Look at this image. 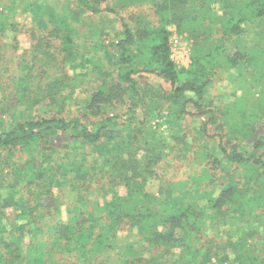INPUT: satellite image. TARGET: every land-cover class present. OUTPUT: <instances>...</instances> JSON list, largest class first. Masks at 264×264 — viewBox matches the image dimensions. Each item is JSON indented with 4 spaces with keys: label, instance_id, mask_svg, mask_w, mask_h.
Returning <instances> with one entry per match:
<instances>
[{
    "label": "trees",
    "instance_id": "obj_1",
    "mask_svg": "<svg viewBox=\"0 0 264 264\" xmlns=\"http://www.w3.org/2000/svg\"><path fill=\"white\" fill-rule=\"evenodd\" d=\"M170 24L187 67L170 59ZM53 57L56 99L76 114L7 125L6 88L18 105L43 99L32 77ZM148 75L167 87L141 86ZM162 161L184 178L157 195L146 186ZM211 259L264 264V0H0V264Z\"/></svg>",
    "mask_w": 264,
    "mask_h": 264
},
{
    "label": "rangeland",
    "instance_id": "obj_2",
    "mask_svg": "<svg viewBox=\"0 0 264 264\" xmlns=\"http://www.w3.org/2000/svg\"><path fill=\"white\" fill-rule=\"evenodd\" d=\"M38 10H39V13L42 12L40 8ZM30 20L31 19H30L29 13H20L15 17V21L20 22V23H29ZM115 25H117V23H115ZM167 28L170 32V35H169L170 43L169 44L171 48V53L174 55L173 62L175 63L177 68L187 67L190 64V45H189L188 40L186 39L184 34L178 31L175 24H170L167 26ZM106 30L109 31V29H106ZM113 37H114L113 33H110V35L105 38L106 40H108L109 38L112 39ZM18 39H19V45L17 47L18 48L17 53L20 54L26 50L28 45L27 43H25L26 38L24 34L20 33L18 35ZM18 60H19V56H17L16 60H12L13 61L12 63H9L8 68H7L8 70L1 79L6 78L5 80H7L11 84V81L13 80V79L11 80V77L17 71V68H19L16 65ZM50 61L51 62L49 64L48 63L45 64L48 67L46 68V72L44 74H38L39 72H36L35 75L32 77L33 85H36V86L38 85L39 87L38 90L41 88L44 91L41 94V97L43 96V99H38V101L31 104L30 102L32 101L33 96L35 100L39 96L37 94V90L35 91V95L33 93L29 94L30 101L29 99H27V103H26L27 109L26 110H25V107H26L25 105L24 106L18 105V103L15 102L16 95H15V92L11 90V87L6 88V95L8 96L7 99H9V103H8L9 108H11L12 106L18 108L15 111L14 115H11L12 112H9L11 116H9L8 118L6 117L7 113L2 114L7 119V125L11 119H13V121L22 120V118L28 115L36 117V116H47L48 114H52V113L63 115V116L76 114V109L73 105H70V107L63 106L61 104V98L56 99V97H59L60 95H62V93H65L64 89L60 90V86L56 82L59 80L58 77L62 76L65 72L61 73L58 70L56 64H54L57 61L55 57L51 58ZM66 72L68 73V75L71 76L70 69H68ZM138 79H139L141 86H144L147 84V85H150V87L151 86L152 87L154 86L167 87L165 83H163L160 79H158L157 77L153 75L142 76ZM65 81H70V80L65 79ZM27 92H29V90H27ZM74 95L81 96L82 94L76 91ZM26 97H28V95ZM124 102L125 101L122 102V100L118 101L117 103H114L115 104L114 108L111 107V110H109V108L107 109L105 108L103 109V112L104 110H109L113 114H122L126 110V107H127L126 105L127 101L125 103ZM48 106H50L49 111L47 109ZM78 117H80L81 120L88 121V119L84 116H81V114H78ZM91 119L95 120L96 117H91ZM64 144L63 146H61V149H60L62 158L66 156L65 152L67 153V151H69V149L71 148V147H67L66 145L64 146ZM82 152H84V150L78 149L77 158H80V159L85 158ZM90 157H92V152L87 156V158H90ZM156 169H157V174H156L157 176L155 179H152L147 183L146 189L157 195H162L165 184L167 183L168 180L173 181V180H177V178L179 177L184 178L182 177L183 168H182V165L180 164H175L173 162L166 163L165 161H162L160 164L159 163L157 164ZM64 208L65 207L62 205L61 210H64ZM67 261H74V258L72 256H68ZM212 263L216 264L214 259H211V264Z\"/></svg>",
    "mask_w": 264,
    "mask_h": 264
},
{
    "label": "built area",
    "instance_id": "obj_3",
    "mask_svg": "<svg viewBox=\"0 0 264 264\" xmlns=\"http://www.w3.org/2000/svg\"><path fill=\"white\" fill-rule=\"evenodd\" d=\"M169 43H170V40H169ZM173 58H174V55L171 53V48H170V59L173 61Z\"/></svg>",
    "mask_w": 264,
    "mask_h": 264
}]
</instances>
